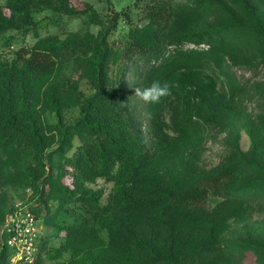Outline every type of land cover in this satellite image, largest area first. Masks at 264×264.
Returning <instances> with one entry per match:
<instances>
[{"label":"trees","instance_id":"1","mask_svg":"<svg viewBox=\"0 0 264 264\" xmlns=\"http://www.w3.org/2000/svg\"><path fill=\"white\" fill-rule=\"evenodd\" d=\"M40 12L86 14L87 25L40 36ZM142 12L115 46L117 11L104 19L71 0H0L1 46L19 44L0 51V224L9 193L30 190L47 232L33 264H243L250 250L264 263V220L244 225L254 203L264 209V83L248 87L224 67L264 77V0H147ZM129 73L142 91L170 87L146 102L147 116L131 109ZM244 101L258 109L250 119ZM211 131L227 151L207 168L197 153ZM98 179L108 191L90 186ZM9 256L0 243V264Z\"/></svg>","mask_w":264,"mask_h":264},{"label":"rangeland","instance_id":"2","mask_svg":"<svg viewBox=\"0 0 264 264\" xmlns=\"http://www.w3.org/2000/svg\"><path fill=\"white\" fill-rule=\"evenodd\" d=\"M147 0H71L72 4L78 8L83 9L87 4L92 5L93 8L99 13V15L106 19L113 15L115 11L120 13L119 20L116 25V29L112 31V33L109 36V41L113 43L115 46H119L122 44V42L126 39V33L129 30L130 27H135L140 24H142V6ZM4 11L7 13L8 9L4 8ZM123 11V13H122ZM36 18L38 20V26H39V34L40 36H45L47 34H60L64 35L66 32L69 31H75L79 28H84L87 25V16L86 14H81L79 16L74 17H67V16H54L50 12H40L36 14ZM55 18L58 20V22L53 21L52 19ZM89 29L91 31L96 32L99 27L95 24H88ZM1 39L0 38V51H8V53H11V50L16 49L19 44H14L10 48L4 49L1 46ZM34 42L33 37L30 34L26 35L25 38V45H32ZM225 70L227 71V74H229L230 77H232L235 81L238 83H244L248 79L249 82L247 83L248 87L249 85L253 84L254 82L264 83V77L263 75H259L258 77H253L252 72L247 70L246 68H239L235 67L230 64L228 60L224 62ZM73 69V68H71ZM73 70H71L72 72ZM69 72V71H68ZM69 72V73H71ZM73 71L72 73H74ZM77 75V74H75ZM219 74H215V78H218ZM129 81V97H130V106L131 109L134 110L135 113L143 114L142 116L146 115L147 113L144 112V108L146 105V102L143 101V99L137 94V89L142 91V84H141V76L138 74H131L129 73L128 76ZM218 87L221 88V83L218 82ZM80 88L85 92L88 93L90 91L88 84L85 80H82L80 82ZM244 111H243V119H250L252 118L256 112L258 111L257 108H255V105L244 101ZM78 114V109L73 107L67 110L66 112V118L69 120H72L75 116ZM165 117L167 114L164 115ZM148 121L147 119H144L142 122V130L145 134V140L146 142L150 139V132L148 129ZM225 134H219L216 131H211L205 134V140L202 143V146L198 149V159L197 163L201 166H205L207 168L214 167L219 163V161L224 157L226 154L224 140H225ZM240 147L243 151H247L250 142L248 135L246 132L241 129L240 131ZM64 182L68 184L70 182V176H66L64 178ZM94 188H104L105 191H108L110 188V184L105 183L102 179H98L95 183L90 185ZM30 194V190L25 191L22 193L21 191H11L9 193L8 203H7V212L14 207L15 205H18L20 203H25V201L28 200V196ZM30 201H27L25 204L29 205ZM10 205V206H9ZM254 207L251 210V215L249 217V220L244 223H231L230 229L232 230H241L243 227V224L248 226V224L253 223H259L262 220H264V209L260 207L257 203L253 204ZM32 206H35V202L32 203ZM42 218V217H41ZM41 220V219H40ZM42 222V220H41ZM1 225V224H0ZM248 228V227H247ZM247 228H244V231L247 230ZM46 233V231H45ZM63 232H61V235ZM60 235V236H61ZM61 238H53L52 243L55 245H58ZM52 264V263H50ZM243 264H264L257 256V254L250 250L246 253V257L243 261Z\"/></svg>","mask_w":264,"mask_h":264},{"label":"built area","instance_id":"3","mask_svg":"<svg viewBox=\"0 0 264 264\" xmlns=\"http://www.w3.org/2000/svg\"><path fill=\"white\" fill-rule=\"evenodd\" d=\"M45 231L44 223L29 205L20 203L12 207L0 225V243L10 253L9 264H33Z\"/></svg>","mask_w":264,"mask_h":264},{"label":"clouds","instance_id":"4","mask_svg":"<svg viewBox=\"0 0 264 264\" xmlns=\"http://www.w3.org/2000/svg\"><path fill=\"white\" fill-rule=\"evenodd\" d=\"M137 94L148 103H158L161 98L170 94V87L167 83L161 84L160 82H153L150 87L145 88L143 91L137 89Z\"/></svg>","mask_w":264,"mask_h":264},{"label":"bare ground","instance_id":"5","mask_svg":"<svg viewBox=\"0 0 264 264\" xmlns=\"http://www.w3.org/2000/svg\"><path fill=\"white\" fill-rule=\"evenodd\" d=\"M10 206V205H9ZM47 230H49V229H47ZM45 256V255H44Z\"/></svg>","mask_w":264,"mask_h":264}]
</instances>
